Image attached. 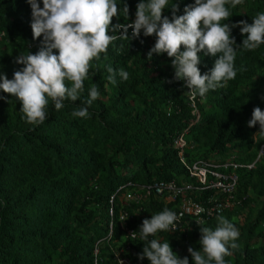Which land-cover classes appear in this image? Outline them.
Listing matches in <instances>:
<instances>
[{"label": "trees", "instance_id": "16d2710c", "mask_svg": "<svg viewBox=\"0 0 264 264\" xmlns=\"http://www.w3.org/2000/svg\"><path fill=\"white\" fill-rule=\"evenodd\" d=\"M138 2L125 0L128 19L113 17L112 23L132 22ZM192 2L173 0L176 15ZM257 12H264V0H244L230 8L224 22L252 23ZM162 15L171 19L172 8ZM30 21L26 0H0V72L8 79L23 67L15 63L19 52L35 54L41 46ZM231 35L237 45L246 38L239 27ZM154 43L155 35L118 39L101 60L90 62L94 75L84 81L80 99L65 101L60 110L50 101L49 117L38 126L22 118L16 97L0 90V264H120V255L131 264H150L147 258L137 259L146 243L139 238V226L164 208L175 211L176 202L148 195L146 188L158 180L196 181L188 179L175 146L185 130L188 160H224L235 151L237 161L257 159L264 136L258 123L249 127L247 122L255 107L264 110V44L237 50L235 65L245 70L226 87L194 98L198 117L189 89L173 79L172 58L155 53L148 58ZM198 55L203 74L217 57ZM108 66L123 68L128 79L117 77L111 84ZM93 83L100 96L89 106L85 101ZM80 107L88 108L86 118L73 117ZM239 176V203L220 214L239 230L238 247L225 259L264 264V152ZM216 217L203 226L214 228ZM199 228L191 223L185 230L149 238L168 240L178 257L192 264L187 248L200 247Z\"/></svg>", "mask_w": 264, "mask_h": 264}, {"label": "clouds", "instance_id": "9594fccd", "mask_svg": "<svg viewBox=\"0 0 264 264\" xmlns=\"http://www.w3.org/2000/svg\"><path fill=\"white\" fill-rule=\"evenodd\" d=\"M243 2L244 0H193L185 6L183 14L177 16L178 6L173 0H139L135 19L130 23L121 24L112 23V18L128 19L129 9L125 0H26L31 10L30 27L33 39L41 38V46L35 54L19 52L15 63L23 67L14 71L11 79L0 72V90L16 97L22 105V118L27 123L38 126L49 117L47 108L50 101L56 110H60L65 106V101L76 102L80 99L85 90L84 81L91 80L94 75L89 71L90 62L101 60L102 54L106 55L110 45L115 47L118 39L129 41L141 35H155V43L149 49L148 58L151 59L153 53L166 54L172 58L173 79L183 81V86L189 89L187 93L192 100L193 112L199 117L200 113L193 99L197 96L205 98L210 90L226 87L228 81L235 79L238 71L245 70L243 65L239 68L235 65L237 50L252 51L264 44V12H257L252 17V23L240 20L229 25L224 22L230 17V8H235ZM118 5H121L119 12ZM169 7L172 8L171 19L162 15L163 10ZM236 27L240 28L242 35L246 34L240 45L236 44L231 35V30ZM129 28L131 35L128 34ZM198 53L217 57L212 68L203 74L198 67L201 62ZM106 71L109 74L107 80L113 85L117 83V77L121 81L129 77L123 68L114 70L108 66ZM99 96L100 92L93 83L85 103L90 106ZM72 115L86 118L88 108L80 107L73 111ZM257 123L258 133L264 136V110L259 107L253 109L251 119L247 122L249 127ZM186 132L187 130L178 137H183L185 146H177L178 139L175 146L188 179L196 181H178L176 178L158 180L146 188L148 195L154 194L165 202H176V209L172 211L164 208L152 214L150 219L142 221L138 234L140 240L146 243L142 252L137 254V259L142 261L147 258L150 264H189V258L178 257L168 240L161 241L149 237H155L159 232L174 233L185 230L189 224L197 223L200 225V247L187 248L192 264H229L225 258L230 257L232 250L238 247L239 230L233 222L220 214L226 208L239 203L236 197L240 182L239 170L252 169L263 154L264 145L253 162L237 161L236 151L228 153L231 156L224 160L212 157L188 160ZM198 161L220 165L234 161L244 165L237 170L239 180L232 203L220 214L204 215L200 221L195 214L183 209L184 200L205 202L212 195L221 199L225 196L213 188H208L209 182L203 185L196 176L191 175L188 166ZM252 164L249 168L248 165ZM161 182H174L180 189L179 193H157L154 185ZM180 212H183L182 216L179 215ZM214 216H217L214 228L203 226V222ZM135 233L137 232L132 235ZM118 258L120 264L121 260H127L131 264L127 256L120 255Z\"/></svg>", "mask_w": 264, "mask_h": 264}, {"label": "built area", "instance_id": "2783aa9c", "mask_svg": "<svg viewBox=\"0 0 264 264\" xmlns=\"http://www.w3.org/2000/svg\"><path fill=\"white\" fill-rule=\"evenodd\" d=\"M176 144L179 147H184L185 140L183 137H180V139L176 141ZM242 166L244 165L238 164L234 161H230L223 165L214 164L208 161H198L193 163L191 166H188L191 175L196 176L203 185H207L209 182L207 185L208 188L217 190V193H222L225 197L221 199L217 195H212L205 202H198L193 199H185L183 209H185L187 212L195 214L198 221H200L204 215L211 216L220 214L224 208L232 203L234 199L233 193L239 180L237 170ZM252 166L253 164L248 165L249 168ZM154 188L159 194L163 191H168L173 195H176L180 191L174 182L169 184L161 182L155 184ZM199 188L200 187H197V189ZM179 215L182 216L183 212H180ZM121 264H129V262L127 260H121Z\"/></svg>", "mask_w": 264, "mask_h": 264}, {"label": "rangeland", "instance_id": "374dc122", "mask_svg": "<svg viewBox=\"0 0 264 264\" xmlns=\"http://www.w3.org/2000/svg\"><path fill=\"white\" fill-rule=\"evenodd\" d=\"M244 216L241 217V219H243Z\"/></svg>", "mask_w": 264, "mask_h": 264}]
</instances>
